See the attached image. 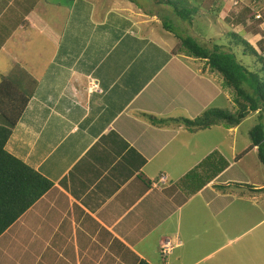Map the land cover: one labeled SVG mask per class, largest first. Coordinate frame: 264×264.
<instances>
[{
  "label": "crops",
  "instance_id": "obj_1",
  "mask_svg": "<svg viewBox=\"0 0 264 264\" xmlns=\"http://www.w3.org/2000/svg\"><path fill=\"white\" fill-rule=\"evenodd\" d=\"M14 1L0 0V28L8 32L0 30V65H6L0 75L18 64L38 86L7 149L53 183L18 220L36 215V237L49 249V263L231 264V257L217 259L229 249L230 234L194 263L180 253L196 238L201 217L217 221L231 211V191L213 187L225 183L219 180L231 163L191 197L180 183L207 157L196 155L197 140L192 146L183 140L197 131L178 121L231 105V90L223 88L219 74L204 60L174 55L176 39L168 31L154 41L138 36V27L117 14L95 22L92 3L38 0L27 3L32 11L22 12L12 9ZM251 2L252 19L263 28L264 0ZM156 15L150 16L158 21ZM28 17L33 21L26 23ZM105 29L113 31L111 41ZM243 34L264 56V41L253 44L250 33ZM43 36L50 47L39 50ZM214 128L227 136L237 129L218 124L205 130ZM220 220L230 223L231 212ZM165 242L170 252L163 257ZM40 254L43 259L47 253Z\"/></svg>",
  "mask_w": 264,
  "mask_h": 264
},
{
  "label": "rangeland",
  "instance_id": "obj_2",
  "mask_svg": "<svg viewBox=\"0 0 264 264\" xmlns=\"http://www.w3.org/2000/svg\"><path fill=\"white\" fill-rule=\"evenodd\" d=\"M37 1L38 0H18L14 1L11 7L17 11L30 12L32 9H30L31 7L28 8L29 5L27 3L33 4ZM79 1L81 2L78 7L83 6L85 2L93 4L94 10L92 11V16L95 22L103 21L102 16H108L109 18L111 13H113V15L117 14L119 17H124L132 25L138 27V36L142 35L143 39L152 38L156 41L159 32L163 35L161 22H163L164 19L172 26L174 32L179 35L193 37L204 46L213 47L215 44H224L227 48L231 46L234 52L237 53L238 61L243 66L249 67L250 69L255 67L257 69L260 68L255 64L256 59L251 55L248 54L245 57L243 56V46L241 44L238 43V45H236L233 37H226L227 34L234 32L243 38V33L246 32L250 33V40L253 44H259L261 40L264 41V26L261 28L258 26L259 22L256 21L257 19H252L251 1L253 0H190L194 6H201L200 8L203 13L201 17L197 16L193 18L194 21L192 25L178 18L172 7L154 6L149 0H136L138 6L142 9H139L135 3L128 0ZM146 6L147 9L153 11V15L157 13L160 14V16L156 15L157 18L159 17L158 21L154 16H150L152 14L146 13L148 12L147 9V11L145 10ZM218 8V18H214L213 16L217 15V12L211 11ZM255 15L256 18L260 17L259 14ZM31 21H33L31 17H28L26 23ZM115 21L114 18L110 22L113 23ZM156 21L160 22L155 23ZM45 24L50 29H55V24L53 22H45ZM4 29L6 33L3 35L6 36L8 33L6 31V26L0 28L2 31H4ZM7 29L9 30L8 26ZM134 29L136 30L137 28ZM105 30L109 32L108 41H111L113 31L109 29ZM139 30L141 32H139ZM159 39H162V37ZM48 44L49 42L46 41L45 36H43V38H39L37 46L39 50L43 48L44 45L49 49L50 46H47ZM152 49L153 47L149 44L147 50ZM30 56L35 60L37 59L38 53L35 52L34 48L31 50ZM3 65L4 64H1L0 68L5 69L6 65ZM219 79L223 81L220 74ZM223 88L226 90L229 89L226 86ZM232 93L233 91L231 90V105H227V103L225 105H220V109L227 111L230 109V112L234 111L235 107L232 100ZM222 101L223 97L220 98L219 103ZM0 121H2L1 117ZM256 124H258L257 118L251 115L237 129L232 130L231 133L234 134H230L229 136H227V132L225 133L224 130L214 128L211 130L197 131L196 135L193 137H183V140H185L189 146H192L193 142L197 140L198 144L194 146L196 155L198 154V156L208 157L211 155L210 150L212 149V154L214 153L212 157L214 160L222 156L219 160L226 159L231 163L230 169L220 177V183L225 182L223 184H226L234 182L239 184H251L258 188H262L264 187V169L257 160L256 151L250 152L238 163H233L235 156L241 154L250 146L249 131ZM231 196V211L228 209L223 215L221 214L219 216L220 218L217 221L214 217H201L199 221L200 224L196 227L197 230L194 232V237L196 238H193L191 244H187L180 251V253L183 251H185V253L187 252V255L192 258L189 262L194 263L201 258L202 253L215 249L217 245L225 244L226 236L230 234L231 240L233 241H231V245L228 247L229 249L227 251H221L217 255V259L223 260L231 257V264H264V221L255 226L260 220H264V193L261 196L257 195L258 199L256 201H252L251 195L248 193L243 197L240 196L237 190L233 189L231 190ZM230 212V223L220 220L221 217H226ZM39 225L40 222L36 218V215L29 214L20 221H17L16 224L2 235L0 237V264H50L48 261V258H51L49 249L45 248L46 245H44L43 240L42 242L36 237L37 231L35 230L39 228ZM47 228L48 227L44 225L43 229L45 232ZM42 250L47 254L45 258L39 259ZM174 253L177 254V251ZM36 257L38 258L36 259ZM213 262L214 261H211L205 264H213Z\"/></svg>",
  "mask_w": 264,
  "mask_h": 264
},
{
  "label": "trees",
  "instance_id": "obj_3",
  "mask_svg": "<svg viewBox=\"0 0 264 264\" xmlns=\"http://www.w3.org/2000/svg\"><path fill=\"white\" fill-rule=\"evenodd\" d=\"M128 1L142 9L136 0ZM149 1L154 6L172 7L178 18L191 25L194 17H201L203 14L201 6H194L190 0ZM147 10V14H152V10ZM215 11L217 15L213 17L218 18L219 8L211 12ZM161 27L162 30L172 33L177 40L173 50L174 55L185 54L206 61L213 72L222 76L224 86L233 91L232 100L235 107L233 112H230V109L227 111L213 108L204 111L194 120L181 119L178 122L192 132L209 129L218 124L226 129H233L240 126L249 116L255 115L258 124L249 131L251 144L241 154L236 155L233 162H239L256 149L257 160L264 169V57L234 32L227 34L226 37H233L236 45L241 44L243 56L249 54L256 59L255 64L260 67L259 69L243 66L231 46L228 48L224 44L204 46L193 37L174 32L172 26L164 19ZM37 86L38 81L18 64H14L8 73L0 75V117L2 118L0 121V237L53 187L49 179L7 149L20 116L33 98ZM213 155L214 153L208 156L199 168L190 171L180 181L188 188V197L195 195L229 168L230 162L226 159L219 160L221 156L214 160ZM213 187L221 192L237 190L240 196L247 193L251 196L264 193V187L258 188L251 184L231 182ZM141 264L147 263L142 261Z\"/></svg>",
  "mask_w": 264,
  "mask_h": 264
},
{
  "label": "built area",
  "instance_id": "obj_4",
  "mask_svg": "<svg viewBox=\"0 0 264 264\" xmlns=\"http://www.w3.org/2000/svg\"><path fill=\"white\" fill-rule=\"evenodd\" d=\"M161 181H164V178L162 177L161 178ZM169 247H170V244L169 243H167V242H165V243H163L162 244V246H161V254L163 255V257H165L167 254H169Z\"/></svg>",
  "mask_w": 264,
  "mask_h": 264
}]
</instances>
